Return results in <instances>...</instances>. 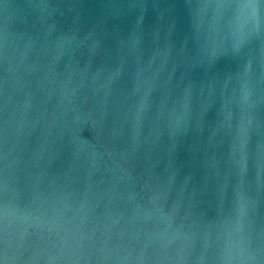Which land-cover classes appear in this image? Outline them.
Segmentation results:
<instances>
[{
    "label": "water",
    "instance_id": "water-1",
    "mask_svg": "<svg viewBox=\"0 0 264 264\" xmlns=\"http://www.w3.org/2000/svg\"><path fill=\"white\" fill-rule=\"evenodd\" d=\"M247 2L0 0V264H264Z\"/></svg>",
    "mask_w": 264,
    "mask_h": 264
},
{
    "label": "snow or ice",
    "instance_id": "snow-or-ice-1",
    "mask_svg": "<svg viewBox=\"0 0 264 264\" xmlns=\"http://www.w3.org/2000/svg\"><path fill=\"white\" fill-rule=\"evenodd\" d=\"M244 7L253 9L254 17L264 15V0H248ZM240 45L236 46V51L239 52Z\"/></svg>",
    "mask_w": 264,
    "mask_h": 264
}]
</instances>
